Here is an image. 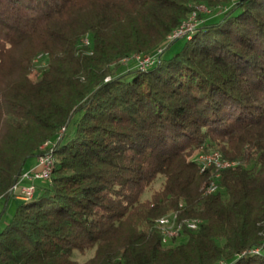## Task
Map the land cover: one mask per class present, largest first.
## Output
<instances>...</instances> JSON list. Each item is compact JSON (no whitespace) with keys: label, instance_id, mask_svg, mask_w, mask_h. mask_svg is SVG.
<instances>
[{"label":"trees","instance_id":"16d2710c","mask_svg":"<svg viewBox=\"0 0 264 264\" xmlns=\"http://www.w3.org/2000/svg\"><path fill=\"white\" fill-rule=\"evenodd\" d=\"M45 141L0 264H264V0H0V218ZM171 212L197 226L164 244Z\"/></svg>","mask_w":264,"mask_h":264},{"label":"built area","instance_id":"2783aa9c","mask_svg":"<svg viewBox=\"0 0 264 264\" xmlns=\"http://www.w3.org/2000/svg\"><path fill=\"white\" fill-rule=\"evenodd\" d=\"M198 9L204 10V11L207 10V9H204V7H198ZM196 21L197 20H196L195 11H193V18L190 19V23H181V27H176V28H181L180 36H184L186 32H188L189 30H193L196 24ZM174 38L176 37H172V39ZM162 48L159 49L157 54L153 57L135 59V65L137 67L149 66L155 61V59L157 58V55L159 54V52H161ZM64 129H65L64 126L61 127L59 130V134H61ZM51 144H44V146L41 147L42 149H44V152H42L36 157L35 164L29 167L28 169H26L23 176L19 177L18 181L11 187V191H14L15 188H17L22 181L27 180L30 182L28 185H24L20 187L21 192H22V196H21L22 199H24L25 195L34 193L35 187L33 185L34 183H32L34 180H37V179L48 180L50 178V175H51L50 163H51L52 154H50V148L47 150L45 149ZM198 157L200 160L204 162V164H208V161H214V155L210 154V152H200ZM213 190H215V188L209 189L206 191H213ZM196 226H197V221L196 222H183L179 220V223H172V222L165 223V229L158 230V231H167L169 235L173 237L174 235H179L183 227L195 228Z\"/></svg>","mask_w":264,"mask_h":264},{"label":"bare ground","instance_id":"6f19581e","mask_svg":"<svg viewBox=\"0 0 264 264\" xmlns=\"http://www.w3.org/2000/svg\"><path fill=\"white\" fill-rule=\"evenodd\" d=\"M192 18H193V12L182 23H190V19H192ZM178 27H181V24ZM191 31L192 30H189L188 32H186V34H184V36H186L187 34H189ZM180 35H181V28H175V29H173L168 34L167 41L168 40H172V37H180ZM162 47L163 46L158 47L155 50V52H153V53H148V54H145V55H135L134 58L141 59V58H146V57H153V56H155L157 54V52L159 51V49H161ZM139 68L144 69L146 67H139ZM44 144H49V142L48 141H45L41 145V147H43ZM210 154H213L214 155V161H208V164H204V162L199 159V157H198L199 154L197 155L196 159L200 163V165H201L202 168H204V167H206L208 165H212V164L215 165L216 167H223V166H228V165L234 164V161H228V160L222 159L221 158V155H220V153L218 151H211ZM53 165H54V157L52 156L51 163H50V170H51V172H52V169H53ZM24 172L21 174L20 177L23 176ZM214 188H216V184L214 182H210V184L206 187V190L214 189ZM207 192H210V191H207ZM32 196H33V193L27 194V195H25L24 199H28V198H30ZM179 220H181L183 222H196L197 221L196 219H191V218L177 219L176 212H171V213H167V214H164V215H161L160 217H158L156 219V221H155V226L157 227L158 230H164L165 229V223H169V222L179 223ZM159 233L161 235V241L164 244H169L170 242L174 241L173 239H175L176 237H178V235H174L172 237L171 235H169V233L167 231H159Z\"/></svg>","mask_w":264,"mask_h":264},{"label":"rangeland","instance_id":"374dc122","mask_svg":"<svg viewBox=\"0 0 264 264\" xmlns=\"http://www.w3.org/2000/svg\"><path fill=\"white\" fill-rule=\"evenodd\" d=\"M199 7H204V6H199ZM204 9H206V8L204 7ZM200 11L204 12V10H200ZM184 42H185V38L184 37H180V38L174 40L173 42H171L169 47L165 50L164 55L165 56L172 55L174 52H176L184 44ZM134 59H136V58H134ZM35 60L37 61V63L33 67L32 72L30 74L33 79H35L38 76V74L40 73V70H42L43 68L46 67V63H47L46 58H45L44 55L37 57ZM124 65L132 66V63L128 62V64H124ZM50 153L53 156V153H52L51 149H50ZM40 181H41V179L34 180L32 182V183H34L33 184L34 187L36 186L35 184L40 183ZM29 183H30L29 181L24 180L22 184L28 185ZM14 191L16 192L15 194H18L20 197L22 196L21 188H15ZM14 191H12V193H14ZM40 192H41V190L37 191V193H40ZM18 202H19V200L15 199L13 197V194H12V196L8 199L7 205L4 207V213H3V215L0 218V228L3 225H5L10 220V218H11L13 212H14V208H15V206H16V204ZM0 206H1V204H0ZM92 251H93V249H86L83 253H81V252L75 250L73 252V256H74V258H76L78 260H84V259H86L87 257L90 256L89 254H91Z\"/></svg>","mask_w":264,"mask_h":264},{"label":"crops","instance_id":"0c3cea01","mask_svg":"<svg viewBox=\"0 0 264 264\" xmlns=\"http://www.w3.org/2000/svg\"><path fill=\"white\" fill-rule=\"evenodd\" d=\"M35 159H33L32 160V164L30 165V167L32 166V165H34V163H35ZM29 168V167H28ZM23 183V181L19 184V186L17 187V188H20L21 186H23V185H26V184H22ZM16 192L14 191V193H13V197L15 198V199H17V200H21L22 198L18 195V194H15ZM0 204H1V201H0ZM1 207V206H0Z\"/></svg>","mask_w":264,"mask_h":264}]
</instances>
